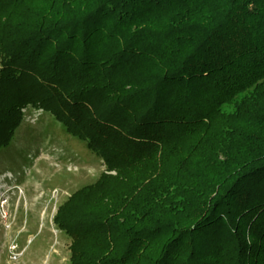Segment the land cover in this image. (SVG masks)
<instances>
[{
  "label": "trees",
  "instance_id": "1",
  "mask_svg": "<svg viewBox=\"0 0 264 264\" xmlns=\"http://www.w3.org/2000/svg\"><path fill=\"white\" fill-rule=\"evenodd\" d=\"M27 106L115 171L71 264H264V0H0V149Z\"/></svg>",
  "mask_w": 264,
  "mask_h": 264
},
{
  "label": "rangeland",
  "instance_id": "2",
  "mask_svg": "<svg viewBox=\"0 0 264 264\" xmlns=\"http://www.w3.org/2000/svg\"><path fill=\"white\" fill-rule=\"evenodd\" d=\"M22 113L14 139L0 149V264H71L73 237L54 222L58 208L115 171L49 113L29 106Z\"/></svg>",
  "mask_w": 264,
  "mask_h": 264
},
{
  "label": "built area",
  "instance_id": "3",
  "mask_svg": "<svg viewBox=\"0 0 264 264\" xmlns=\"http://www.w3.org/2000/svg\"><path fill=\"white\" fill-rule=\"evenodd\" d=\"M17 246L16 245H12L11 247V253H10V259H15L18 257V255L20 254V252L16 251Z\"/></svg>",
  "mask_w": 264,
  "mask_h": 264
},
{
  "label": "bare ground",
  "instance_id": "4",
  "mask_svg": "<svg viewBox=\"0 0 264 264\" xmlns=\"http://www.w3.org/2000/svg\"><path fill=\"white\" fill-rule=\"evenodd\" d=\"M1 202V201H0ZM4 204V201L2 202ZM3 214H6L5 211L3 212Z\"/></svg>",
  "mask_w": 264,
  "mask_h": 264
}]
</instances>
